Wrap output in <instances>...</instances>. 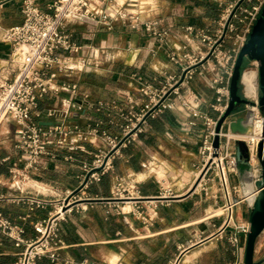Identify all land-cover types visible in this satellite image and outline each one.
Instances as JSON below:
<instances>
[{"label": "crops", "instance_id": "0c3cea01", "mask_svg": "<svg viewBox=\"0 0 264 264\" xmlns=\"http://www.w3.org/2000/svg\"><path fill=\"white\" fill-rule=\"evenodd\" d=\"M56 1L35 3L49 13ZM235 1L91 0L90 6L97 12L95 20L84 19L66 26L73 34L72 41L82 46L83 52L73 58L71 66L75 72L59 78V82L76 83L79 95L66 91L47 94L40 100L38 110H54L56 115L34 116V120L55 124L67 112L70 122L82 128L98 126L102 132L122 137L128 119L143 115L149 107V97L143 90L159 91L168 76L181 73L180 57L171 60L169 52L187 46L194 56L206 53V45L186 29L215 37L222 16ZM23 4L24 0H0V39L5 30L22 24ZM119 13H126L128 19H119ZM105 19L107 25H102L100 22ZM149 23H156V31H166L168 35L162 39L154 37L146 30ZM11 53L12 47L0 40V83L12 81L16 74ZM83 57L87 58V65L81 70ZM189 88L198 95L196 108L216 118L218 114L212 106L217 104V97L207 81L196 74ZM73 100L69 107L68 102ZM188 120V113L179 105L161 116L147 118L142 132L113 160L112 170L84 190L87 200L112 201L87 202V209L68 215L59 225V260L43 258L36 264H170L182 250H186L183 264H234L238 258L228 241L232 229L220 234L224 221L222 198L220 194L212 197L217 190L216 180L210 189L186 193L159 205L150 224L117 209L122 204L120 198H115L118 181L126 189L134 188L138 199H154L164 188L185 193L204 164L201 131L189 129ZM15 128L11 120L0 124V214L21 227L25 239H31L33 225L46 219L53 205L31 210L28 203L12 198L44 197L57 201L66 190L80 186L85 169L96 155L105 154L107 147L101 141L84 142L85 152L51 146L49 154L40 158L38 170L30 174V181L18 187L9 173L12 165L24 164L22 152L15 147ZM230 181L235 184V177L230 176ZM250 209L249 203L240 204L235 224L248 222ZM19 251L0 230V264H12Z\"/></svg>", "mask_w": 264, "mask_h": 264}, {"label": "built area", "instance_id": "2783aa9c", "mask_svg": "<svg viewBox=\"0 0 264 264\" xmlns=\"http://www.w3.org/2000/svg\"><path fill=\"white\" fill-rule=\"evenodd\" d=\"M241 1L236 0L227 8L219 22L220 29L215 37L203 31H193L190 27L186 29L188 34L195 35L206 45V53L203 56H194L187 51V46L178 48L177 51H181V55H178L177 51L169 52L171 60L180 57L183 63L181 73L168 76L159 91L144 89V94L149 97L147 111L141 116L129 118V125L123 129V136L116 137L100 131L98 126L90 125L82 128L70 122L67 112L61 114L59 122L55 124L34 120V116L35 118L55 117L54 110L45 113L38 110L40 100L47 94L66 91L73 96L79 95L76 83L59 82L62 75L75 72L71 63L74 56L83 52V47L72 41L73 34L66 29V26L84 19L94 21L97 12L91 8V0H57L50 7L49 13L41 11L35 0H24L22 24L5 30L0 39L12 47L11 62L17 68L12 81L0 83V124L5 120H11L16 124L13 133L15 147L24 157L22 167L12 165L9 169L12 182L18 187L27 184L30 181V174L38 170L40 158L49 154L51 146L65 148L71 152H85L84 142L101 141L107 147V152L96 155L92 164L85 169L80 186L73 191L66 190L57 201L44 197L12 198V201L28 203L31 210L45 209L53 205V211L49 216L33 225L34 237L31 239H25L24 230L13 225L0 214V230L20 249L12 264H36L43 258L51 262L58 261V251L62 248L58 238L59 225L73 212L87 209L88 201L83 197L84 190L112 170L113 160L119 156L121 149L128 142L142 132V124L147 118L161 116L166 111L174 110L177 105L188 113L187 127L201 131L203 167L195 174L193 182L187 186L185 193L177 194L171 188H164L154 199H138L134 188L126 189L121 181H118L115 198H120L122 204L117 206V209L122 214H133L144 224H150L156 217L158 206L190 193L203 169L209 164L192 193L210 189L216 180L217 190L212 197L216 198L220 194L223 202L221 216L224 221L220 234L225 233L229 228L232 229L228 241L238 258L234 264H244L241 256L244 253L249 224L248 222L235 224L234 217L238 206L244 202L252 206L258 193L256 186L250 194L245 192L241 172L250 171L253 175L255 172L257 177L260 172L257 149L259 143L264 140V114L259 105L261 94L256 61L251 62L252 68L246 67L241 73L239 83L242 90L240 97L245 101V104L241 105L243 109L233 112L225 120L218 133L219 146L213 147L217 123L224 115L230 101V84L237 57L247 43L264 7V0ZM117 17L122 20L128 19L126 13H119ZM100 23L107 25L106 19ZM155 26L156 23L146 24V30L160 39L168 35L166 31H156ZM87 51L89 53L90 48ZM86 59L83 57L80 60L81 70L87 65ZM248 70L257 72V86L253 94H247L242 81ZM196 74H200L214 90L217 104L212 108L218 114L216 118L208 117L196 108L198 95L189 88ZM73 104L74 100L68 102L69 107ZM239 119L242 121V127L247 131L231 130L230 125ZM239 142L244 143L247 149L248 165L245 167L241 166L236 157ZM230 176L235 177V184L231 183ZM2 199L0 197V200ZM137 201L143 204H136ZM185 253L186 250H182L170 264H183Z\"/></svg>", "mask_w": 264, "mask_h": 264}, {"label": "water", "instance_id": "95a60500", "mask_svg": "<svg viewBox=\"0 0 264 264\" xmlns=\"http://www.w3.org/2000/svg\"><path fill=\"white\" fill-rule=\"evenodd\" d=\"M243 1V0H242ZM241 1V2H242ZM248 59L250 61H256L258 63V77H259V88H260V109L264 114V7L260 14V17L256 21L247 43L242 48L239 53L230 84V101L228 107L218 121L215 132L216 136L213 138V147L218 148L219 146V136L221 127L223 126L225 120L235 111H237L241 105L245 104V101L241 99L238 95V83L241 78V69L244 63V60ZM242 121L239 119L236 123H232L230 128L232 131H241L245 132L247 129L242 127ZM247 149L244 143H237V153L236 157L242 167L248 165L247 162ZM257 158L259 161V176L256 183L257 195L254 202L252 203L248 224L249 231L246 236L245 249H244V264H264V257L260 260H256V243L258 238L264 232V140L259 143L257 149ZM207 164L203 169L200 177L195 183L193 190L203 177L204 173L208 168ZM191 190L190 194L193 192ZM88 202H100V201H112V200H86Z\"/></svg>", "mask_w": 264, "mask_h": 264}, {"label": "rangeland", "instance_id": "374dc122", "mask_svg": "<svg viewBox=\"0 0 264 264\" xmlns=\"http://www.w3.org/2000/svg\"><path fill=\"white\" fill-rule=\"evenodd\" d=\"M248 59H245L244 60V63H243V66H242V68L243 69H245L246 70V67H247V65H248ZM249 67H251V66H249ZM248 68V67H247ZM252 68V67H251ZM250 69V68H249ZM258 84H259V77H258ZM241 92H242V90H241ZM243 109V106H241L237 111H241ZM242 172V181H243V183H244V190H245V192H247L248 193V191H247V186H246V180L249 178V177H251V180L253 181V185L254 186H256V183H257V181H258V177H257V175H256V173L254 172V175H253V173L252 172H248V171H246V172H243V171H241ZM253 186V187H254ZM242 193L243 192H241V195H242ZM236 200H237V198H235ZM236 214H238V211H237V213ZM264 257V232L262 233V235L258 238V240H257V243H256V260H260L261 258H263Z\"/></svg>", "mask_w": 264, "mask_h": 264}, {"label": "bare ground", "instance_id": "6f19581e", "mask_svg": "<svg viewBox=\"0 0 264 264\" xmlns=\"http://www.w3.org/2000/svg\"><path fill=\"white\" fill-rule=\"evenodd\" d=\"M242 81L246 87L247 94H253L256 91V86H257V72L255 70L246 71ZM245 182L248 193L249 192L251 193L254 188L251 177H249Z\"/></svg>", "mask_w": 264, "mask_h": 264}, {"label": "trees", "instance_id": "16d2710c", "mask_svg": "<svg viewBox=\"0 0 264 264\" xmlns=\"http://www.w3.org/2000/svg\"><path fill=\"white\" fill-rule=\"evenodd\" d=\"M241 71H243V68L241 69ZM238 95L241 96L242 93H241V85L240 83H238Z\"/></svg>", "mask_w": 264, "mask_h": 264}]
</instances>
